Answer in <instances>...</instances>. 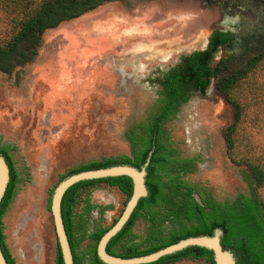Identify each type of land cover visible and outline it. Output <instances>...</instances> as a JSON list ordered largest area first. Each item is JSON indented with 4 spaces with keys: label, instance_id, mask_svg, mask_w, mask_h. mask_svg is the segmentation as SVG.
<instances>
[{
    "label": "rangeland",
    "instance_id": "1",
    "mask_svg": "<svg viewBox=\"0 0 264 264\" xmlns=\"http://www.w3.org/2000/svg\"><path fill=\"white\" fill-rule=\"evenodd\" d=\"M11 27L0 10V43L11 38ZM217 29L231 30L236 39L215 54L213 64L223 61L224 76L264 47V1L105 2L47 29L31 62L10 75L0 72V145L15 148L10 155L20 179L2 219L16 264H55L57 237L49 210L54 188L76 167L129 155L124 132L146 118L157 98L159 87L148 79L157 68L167 70L181 56L204 49ZM192 42L198 43L167 63L150 60L167 45L174 50ZM132 62L146 67L136 69ZM216 83L213 79L206 94L182 105L167 130L179 155L197 160L195 173L185 181L224 201L248 192V169L229 157L226 132L234 109ZM234 98L246 108L234 157H250L264 168V63L241 83ZM87 195L91 205L111 207L104 213V226L117 220L126 204L125 195L106 184L84 190L81 201ZM259 195L264 199V188ZM81 207L80 202L77 210ZM92 217L99 218L96 210ZM145 231L138 220L133 232L143 236ZM174 264L208 263L185 259Z\"/></svg>",
    "mask_w": 264,
    "mask_h": 264
},
{
    "label": "trees",
    "instance_id": "2",
    "mask_svg": "<svg viewBox=\"0 0 264 264\" xmlns=\"http://www.w3.org/2000/svg\"><path fill=\"white\" fill-rule=\"evenodd\" d=\"M112 1L123 0H0V10L8 15L13 33L7 42L0 43V72L10 75L17 67L31 62L38 54L42 35L47 29ZM205 1L213 4L219 0ZM235 42L233 33L214 30L205 49L181 56L179 62L167 70L156 69L148 82L159 87L157 98L146 118L128 127L123 135L129 145V155L92 161L70 170L61 179L82 171L117 165L140 169L150 157L145 178L148 196L139 200L129 220L108 242L106 251L110 255L123 259L145 256L189 237L212 236L214 230L220 228L223 231L221 246L234 254L237 264H264V199L259 195L264 188V168L250 157L236 160L233 151L246 112L245 106L234 98V92L263 65L264 47L233 72L220 76L223 61L214 65L215 54ZM213 79L217 80V90L234 109V122L226 132L229 157L248 169L245 175L248 192L224 201L216 200L210 193L185 181V176L195 173L197 160L182 158L167 130L168 123L175 119L181 106L194 94H203ZM13 150L15 148L9 145H0V155L5 158L10 177L0 202V246L8 264L16 263L5 243L2 219L20 182L10 155ZM100 184L117 188L125 195L126 202L133 192L132 180L127 176L81 181L65 192L61 217L74 264H105L97 255V245L118 219L104 226L105 209L99 207V218L93 219L97 207L90 204L88 195L81 201L84 190ZM193 193L199 195L203 205L197 203ZM80 202L82 207L78 211ZM138 220L146 226L143 236L133 232ZM85 241L86 247L81 248ZM184 258H205L209 264H215L213 252L197 246L162 257L152 264L172 263ZM55 264H63L58 245Z\"/></svg>",
    "mask_w": 264,
    "mask_h": 264
},
{
    "label": "water",
    "instance_id": "3",
    "mask_svg": "<svg viewBox=\"0 0 264 264\" xmlns=\"http://www.w3.org/2000/svg\"><path fill=\"white\" fill-rule=\"evenodd\" d=\"M205 41L206 43L204 46L206 47L208 43V38ZM149 163H150V157L147 158L146 162L140 169H136L129 165H117V166H110L107 168L96 169V170L82 171L70 175L58 183V185L53 190L49 210L53 218L55 233L57 237V245L62 255L63 264H74L70 245L68 242L63 220L61 217V201L63 195L71 186L81 181L104 179V178L119 177V176H127L132 180L133 192L130 199L126 202L124 210L121 216L118 218L117 222L102 236V238L100 239L97 245V255L103 263L152 264L158 261L162 257L172 255L188 247L197 246L212 251L215 264H237L234 254L231 251L223 250L221 246V237L223 236V231L220 228L215 229L212 236L189 237L187 239L180 240L175 244H172L170 246H167L163 249H160L154 253L145 256L123 259L107 253L106 246L110 241V239L113 238L129 220L139 200L148 196L149 192L145 184V178L147 175L146 168L149 166ZM9 178L10 177H9L8 165L5 161V158L0 155V202L6 191ZM193 197L198 204L203 205L201 198L197 193H193ZM0 264H8L2 253L1 246H0Z\"/></svg>",
    "mask_w": 264,
    "mask_h": 264
},
{
    "label": "flooded vegetation",
    "instance_id": "4",
    "mask_svg": "<svg viewBox=\"0 0 264 264\" xmlns=\"http://www.w3.org/2000/svg\"><path fill=\"white\" fill-rule=\"evenodd\" d=\"M217 30H219V31H223V32H227V31H229V32H231V33H233L231 30H220V29H217ZM214 31V30H213ZM212 31V32H213ZM211 32V33H212ZM210 33V34H211ZM208 38H209V36H208ZM198 43V42H197ZM170 47V45H167L166 46V48L165 49H163V50H161V51H159V52H156V53H162V54H166L167 52H170V51H172V49H168ZM205 49V48H204ZM175 50V49H174ZM156 53H154V54H156ZM167 55H164V56H160V57H158V58H156L155 60H157L158 62H161V63H167L169 60H171L172 59V56H171V58L170 59H165V57H166ZM164 57V58H163ZM167 58V57H166ZM132 64H134V67L136 68V69H140V70H144L145 69V65H143V64H140V63H138V62H132ZM157 69H159V68H157ZM169 69V68H168ZM211 82H212V80H211ZM150 84V83H149ZM211 87V83H210V85H209V87L207 88V90L209 89ZM211 89V88H210ZM209 89V90H210ZM207 90L203 93V94H200V93H196V94H194V96L196 95H204V94H206V92H207ZM97 208H95V210L97 211V213H98V210H99V207H102V208H104L105 209V211L107 210V209H109L108 207H104V206H96ZM185 259H191V260H205L206 262H207V260L205 259V258H184V259H182V260H185ZM182 260H179V261H182ZM179 261H176V262H179ZM176 262H172V263H165V264H174V263H176ZM208 264H209V262H207Z\"/></svg>",
    "mask_w": 264,
    "mask_h": 264
},
{
    "label": "bare ground",
    "instance_id": "5",
    "mask_svg": "<svg viewBox=\"0 0 264 264\" xmlns=\"http://www.w3.org/2000/svg\"><path fill=\"white\" fill-rule=\"evenodd\" d=\"M197 42H192L190 44H188L186 47H179L178 49H175V50H172L170 52H167L166 54H162V53H156V54H153L151 57H150V60H155L156 58L160 57V56H164V55H167L165 57V59H170L171 56H173L174 54L178 53L181 49H185V48H190L191 46H193L194 44H196ZM206 41H204L203 43V46L205 45ZM195 48V47H194ZM183 52V51H182ZM183 54V53H182ZM180 55V54H179ZM164 58V57H163Z\"/></svg>",
    "mask_w": 264,
    "mask_h": 264
}]
</instances>
